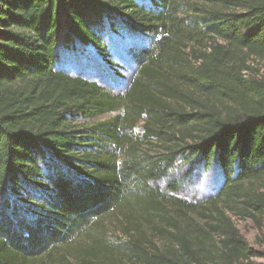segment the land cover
<instances>
[{
  "label": "trees",
  "instance_id": "trees-1",
  "mask_svg": "<svg viewBox=\"0 0 264 264\" xmlns=\"http://www.w3.org/2000/svg\"><path fill=\"white\" fill-rule=\"evenodd\" d=\"M108 31L146 40L123 92L59 66L92 47L118 73ZM261 61L264 0H0V264H252ZM192 164L215 193L181 196Z\"/></svg>",
  "mask_w": 264,
  "mask_h": 264
},
{
  "label": "rangeland",
  "instance_id": "rangeland-1",
  "mask_svg": "<svg viewBox=\"0 0 264 264\" xmlns=\"http://www.w3.org/2000/svg\"><path fill=\"white\" fill-rule=\"evenodd\" d=\"M104 42L116 63L118 73L114 72L106 59L92 47L84 48L81 52L77 48L73 50L67 48L68 46L60 47L62 54L59 66L73 74L97 80L113 92H123L137 70L135 50L144 46L146 40L132 33L114 34L108 31ZM258 67L264 72V61L259 62ZM173 176L169 180L181 181V196L188 199H201L215 193L222 181L217 167L206 169L199 164L177 168ZM167 183L168 180L160 182L162 186ZM235 222L256 252L251 259L252 264H264V226L259 229L251 219L236 218Z\"/></svg>",
  "mask_w": 264,
  "mask_h": 264
}]
</instances>
